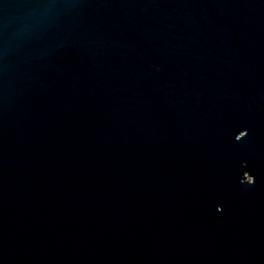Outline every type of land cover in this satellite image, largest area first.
I'll use <instances>...</instances> for the list:
<instances>
[{
  "label": "water",
  "instance_id": "1",
  "mask_svg": "<svg viewBox=\"0 0 264 264\" xmlns=\"http://www.w3.org/2000/svg\"><path fill=\"white\" fill-rule=\"evenodd\" d=\"M0 264H264V0H0Z\"/></svg>",
  "mask_w": 264,
  "mask_h": 264
},
{
  "label": "snow or ice",
  "instance_id": "2",
  "mask_svg": "<svg viewBox=\"0 0 264 264\" xmlns=\"http://www.w3.org/2000/svg\"><path fill=\"white\" fill-rule=\"evenodd\" d=\"M235 139H236L237 141H239V140H240V137H239V136H235Z\"/></svg>",
  "mask_w": 264,
  "mask_h": 264
}]
</instances>
